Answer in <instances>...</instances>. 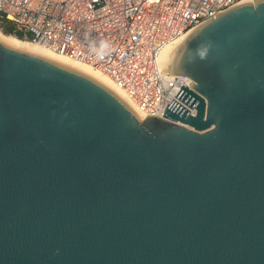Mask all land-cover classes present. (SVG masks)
Returning a JSON list of instances; mask_svg holds the SVG:
<instances>
[{"label":"water","instance_id":"obj_1","mask_svg":"<svg viewBox=\"0 0 264 264\" xmlns=\"http://www.w3.org/2000/svg\"><path fill=\"white\" fill-rule=\"evenodd\" d=\"M216 15L173 60L195 116L0 42V264H264V0Z\"/></svg>","mask_w":264,"mask_h":264},{"label":"built area","instance_id":"obj_2","mask_svg":"<svg viewBox=\"0 0 264 264\" xmlns=\"http://www.w3.org/2000/svg\"><path fill=\"white\" fill-rule=\"evenodd\" d=\"M242 1L253 0H0V19L49 50L97 67L131 104L162 117L187 76L162 70L157 57L184 34ZM174 124L187 126L173 121Z\"/></svg>","mask_w":264,"mask_h":264},{"label":"bare ground","instance_id":"obj_3","mask_svg":"<svg viewBox=\"0 0 264 264\" xmlns=\"http://www.w3.org/2000/svg\"><path fill=\"white\" fill-rule=\"evenodd\" d=\"M192 31L184 34L178 40H176L172 45H169L161 50V52L158 54L157 57V63L162 70L173 72V60L179 50V47L181 43L184 41V39ZM0 42L3 45L12 48L14 50L42 57L44 59H47L64 67L70 68L74 71H77L91 78L92 80L99 83L106 89L110 90L123 102H125L129 107H131L140 120H143L145 118V115L141 113L139 110H137L131 104L128 98L121 92V90L118 87H116V85H114L111 79L105 73L100 71L97 67L89 65L82 61L72 59L65 55L55 53L49 50L44 45L33 42L31 40L18 39L13 35L4 34L1 30H0Z\"/></svg>","mask_w":264,"mask_h":264},{"label":"trees","instance_id":"obj_4","mask_svg":"<svg viewBox=\"0 0 264 264\" xmlns=\"http://www.w3.org/2000/svg\"><path fill=\"white\" fill-rule=\"evenodd\" d=\"M0 30L4 34L13 35L18 39H24V35L22 32L15 30L13 25H11L10 23L6 22L3 19H0Z\"/></svg>","mask_w":264,"mask_h":264},{"label":"rangeland","instance_id":"obj_5","mask_svg":"<svg viewBox=\"0 0 264 264\" xmlns=\"http://www.w3.org/2000/svg\"><path fill=\"white\" fill-rule=\"evenodd\" d=\"M24 39H26L25 37H24ZM28 40V39H27Z\"/></svg>","mask_w":264,"mask_h":264}]
</instances>
